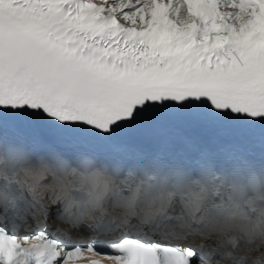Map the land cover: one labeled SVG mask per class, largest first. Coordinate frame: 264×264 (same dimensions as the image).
I'll return each instance as SVG.
<instances>
[{"label":"snow or ice","instance_id":"snow-or-ice-1","mask_svg":"<svg viewBox=\"0 0 264 264\" xmlns=\"http://www.w3.org/2000/svg\"><path fill=\"white\" fill-rule=\"evenodd\" d=\"M105 260L264 264V0H0V264Z\"/></svg>","mask_w":264,"mask_h":264}]
</instances>
